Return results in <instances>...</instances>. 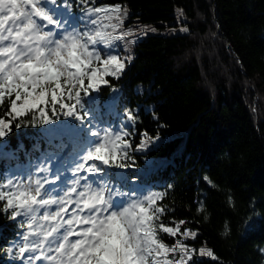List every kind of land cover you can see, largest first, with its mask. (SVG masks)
Wrapping results in <instances>:
<instances>
[{
	"label": "snow or ice",
	"instance_id": "1",
	"mask_svg": "<svg viewBox=\"0 0 264 264\" xmlns=\"http://www.w3.org/2000/svg\"><path fill=\"white\" fill-rule=\"evenodd\" d=\"M127 14L122 5L96 0H0V155H9L13 128L47 126L50 149L27 173L0 179V215L17 229L0 248L10 264L218 259L212 249L186 243L198 239V231H181L186 221L163 220L170 211L160 203L166 192L126 189L113 180L112 170L133 166L128 137L138 120L126 108L119 129L106 124L109 102L101 99L108 88L115 100L119 90L108 78L119 80L132 60L116 51L118 42L134 43L123 30ZM141 136L138 152L158 140ZM23 150L18 142L11 154ZM52 161L59 163L50 168ZM203 180L215 187L208 176ZM204 210L199 202L197 212Z\"/></svg>",
	"mask_w": 264,
	"mask_h": 264
},
{
	"label": "trees",
	"instance_id": "2",
	"mask_svg": "<svg viewBox=\"0 0 264 264\" xmlns=\"http://www.w3.org/2000/svg\"><path fill=\"white\" fill-rule=\"evenodd\" d=\"M96 3L121 4L130 21L166 30L129 47L132 60L123 76L108 78L119 90L114 101L103 88L106 124L119 129L126 108L138 116L128 137L133 160L127 163L133 166L112 170L114 182L166 192L160 203L170 211L163 220L186 221L182 231H198V239L189 242L212 249L218 258H202V264H264V0ZM179 24L187 31L170 34ZM46 127L13 128L9 155H0V179L27 173L36 157L50 151ZM142 133L145 140H158L138 152ZM18 142L24 150L12 155ZM199 202L203 212H197ZM0 226L2 248L17 229L3 215ZM0 264H10L2 251Z\"/></svg>",
	"mask_w": 264,
	"mask_h": 264
},
{
	"label": "rangeland",
	"instance_id": "3",
	"mask_svg": "<svg viewBox=\"0 0 264 264\" xmlns=\"http://www.w3.org/2000/svg\"><path fill=\"white\" fill-rule=\"evenodd\" d=\"M113 5H116V4H113ZM119 5H121V4H119ZM130 20H132V18H130V16L127 14V17H126L124 25H123V30L131 31L132 35L127 37V40L134 41V43L136 41H138L139 39L145 37L148 34H154V33H158V32L163 33L164 31H166V30L158 31L156 28L149 27V26L147 27L145 25H142L141 23L132 22ZM181 29H183V26H181L179 24L178 26H176L175 28L170 29L169 31H170V34L181 33V32H183ZM117 34H119V33H117ZM118 43H119L120 46L118 48H116V51L120 54V56L121 57L130 56V52L128 50H129V47L133 43H125L123 41L118 42ZM125 49H126V51H125ZM105 51H107V50H105ZM66 174L67 175H71L70 173H66ZM177 238H179V237H177ZM189 241H191V240L190 239L187 240L186 243H189V244H192V245L196 246L197 249L202 246V245H199V244L195 245L194 243H190ZM205 258H210V257H205Z\"/></svg>",
	"mask_w": 264,
	"mask_h": 264
}]
</instances>
